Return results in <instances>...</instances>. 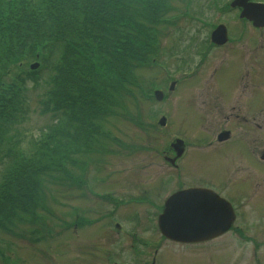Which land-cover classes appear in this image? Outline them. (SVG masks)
Here are the masks:
<instances>
[{"label":"rangeland","instance_id":"374dc122","mask_svg":"<svg viewBox=\"0 0 264 264\" xmlns=\"http://www.w3.org/2000/svg\"><path fill=\"white\" fill-rule=\"evenodd\" d=\"M224 2L226 0H170L174 9L169 13L170 21L174 23L162 26L156 59L149 67L138 71L139 85L125 98L122 109L110 117L105 125V130L109 131L108 140L94 147L89 156L77 158L74 163L77 165L71 167L69 174L65 173L66 177L60 174L47 178L40 201L42 209L39 210L44 221L36 225L14 224L11 226L16 231L14 234L0 230V264H132V253L140 255L136 258L138 264H152L155 258V264H237L235 260L238 254L225 250L224 246H212L202 252L185 251L163 240L156 224L159 209L153 211L148 206L140 207L126 202L113 204L110 199L103 201L92 193L94 191L100 195L106 190H116L119 198L124 192H130L132 184L129 176L134 173L135 178L143 176V182L140 183L142 189L143 184L144 187L159 184L165 174H172L175 178L174 171L166 170L161 158L175 139H183L187 143V152H194L193 140L197 134L195 125L199 115L192 110L193 102L187 96L190 88L195 99L198 89L215 88L214 79L210 76H217V80L221 78L224 83L228 80V88L231 76L247 75L249 71V66L244 68V64L238 62L234 68L233 63L225 59V56L231 58V49L237 47V43H230L220 51H211L208 60L201 59L203 63H198L200 58L196 56L197 49L207 41L213 28L205 27L198 19L205 18L209 23L213 20L215 25L218 19H227L229 16L217 12L219 5ZM210 4L213 5V11ZM233 19L230 16L231 24L235 23ZM248 35L251 37L252 34ZM34 62H24L20 69H30ZM38 62L42 65L40 60ZM253 62L261 67L258 70L261 89L254 91L255 97L251 96L248 100L250 106L256 105L260 98V103H264V55L258 52ZM182 76H202V80L196 84L194 78ZM170 86L174 87L171 91ZM45 90L44 83L39 86L35 83L28 85L24 109L18 115V122L10 127V135L14 134L15 143H19L25 153L51 122L50 116L40 111L39 102ZM156 90L164 92L165 97L161 102L154 97ZM213 97L217 101L215 105H220L215 91ZM227 107V125L224 121L218 123L216 120V117L223 115L220 109L206 107L204 112L211 114L210 120L217 124L213 127L204 126L200 131L214 134L231 129L232 137L240 132L249 139L259 136L251 124L248 129H244L239 122L235 123L236 113L231 111L230 105ZM204 112L201 114L205 117ZM162 117L167 119L164 126ZM225 148L231 149L228 145ZM235 150L237 152L233 154L240 155V148ZM2 157L0 154V179L4 161L8 162L7 158ZM210 159L208 155L197 156L200 163L198 169L202 173L210 175L213 171L230 169V164L223 158L220 164L212 155ZM247 160L252 169L255 168L253 171L258 168L264 172L256 158L247 157ZM210 169L213 171L210 172ZM198 180V177H192L190 181ZM258 189L263 195L255 199L253 213L248 218V222L254 223V226H249L248 233L256 240L262 239L259 258L264 264V179ZM134 191H141L140 185H134ZM116 221L124 227L118 230ZM248 245L250 256L254 255L253 244L249 242Z\"/></svg>","mask_w":264,"mask_h":264},{"label":"trees","instance_id":"16d2710c","mask_svg":"<svg viewBox=\"0 0 264 264\" xmlns=\"http://www.w3.org/2000/svg\"><path fill=\"white\" fill-rule=\"evenodd\" d=\"M172 10L170 0H0V230L44 221L47 178L108 140L103 129L156 59ZM30 83L46 85L39 104L51 122L25 153L10 127Z\"/></svg>","mask_w":264,"mask_h":264},{"label":"flooded vegetation","instance_id":"af4514ba","mask_svg":"<svg viewBox=\"0 0 264 264\" xmlns=\"http://www.w3.org/2000/svg\"><path fill=\"white\" fill-rule=\"evenodd\" d=\"M233 1L226 0L217 8V12H223V16H229L227 19L223 21L218 19L216 25L213 20L210 23L207 19L202 20V25L213 28L207 41L197 49L196 56L200 58L198 63H203V60H208L211 51H220L230 43H237V47L231 49V51L233 50L230 53L231 58L225 56V59L230 60L234 68L238 62L244 64V68L249 66L247 75L231 76L233 80L229 79L228 88V80L224 83L221 78L217 80V76H210L214 79L215 88L198 89L195 99L192 98L193 90L190 88L187 96L193 102L192 110L199 115V121L195 125L197 134L193 140L194 152L188 153L187 143L181 139L183 143H179L177 152L171 143L169 150L164 151L161 155L166 170H173V174H176L175 178L172 177V174H165L159 184L147 187H144L143 184L142 189L140 183L143 182V176L135 178L134 173L129 176V182L132 184L130 192H124V195H119L118 198L116 190H106L112 192L113 195L97 197V199L103 201L110 199L113 204L126 202L140 205V207L148 206L153 211L159 209L156 219L160 213L169 209L172 221L175 219L179 223L180 229L184 230L183 225L188 226L189 233L184 234L183 232L182 234L194 239L193 242L179 243L162 236L163 240L165 239L169 244L176 245L185 251L199 252L206 251L212 246H224L225 250H232L238 254L235 260L237 264H248L249 261L252 264H262V259L259 258L262 239L256 240L249 236V226H254V223H249L248 218L253 213L255 199L259 195H263L258 188L260 184L262 185L264 172L258 168H256L257 171H253L255 168L252 169V166L247 163V157L256 158L259 166L264 170V103H260V98L256 105L248 104L250 97H255L254 91L261 89L259 87L261 75L258 73L261 67H257L253 58L258 52L264 55V36L262 35L260 38V34H264V0H242L240 6L232 7ZM210 5L213 11V5ZM230 16L234 18V24L230 23ZM219 26L226 28L228 36V41L222 45L212 41V32ZM250 33L251 37L248 35ZM248 60L251 63L248 64ZM182 77L194 78L196 84H200L202 80V76ZM214 91L219 97L220 105H215L217 101L213 97ZM228 105L231 106V111L236 113L234 115L235 123L239 122L244 129H248L251 124V128H256L259 132L258 137L249 139L246 135H241V132L232 137L231 129H224L214 134L204 130L200 131L204 126L213 127L217 124L210 120L211 114L204 112L206 107L212 108V110L220 109L223 115L216 117V120L218 123L224 121L227 125L229 116H227L226 109ZM201 112H204L205 117ZM227 145L231 147L230 150L223 149ZM237 147L241 150L240 155L233 154L237 152L235 150ZM249 148V153H247ZM199 154L208 155L209 159L212 155L217 160V164H220V160L223 158L230 164V169L219 172L210 169L209 171L213 172L206 175L198 169L200 163L197 161V156ZM210 161L212 160L210 159ZM192 177L194 179L198 177L200 181L191 182ZM134 185L137 187L140 185L141 191L135 192ZM249 242L254 246V255L251 254V256L248 249ZM255 242H257V246ZM138 256L140 255L132 253L130 259L133 261L132 264H138L136 259ZM155 261L156 258L152 264H155Z\"/></svg>","mask_w":264,"mask_h":264},{"label":"water","instance_id":"95a60500","mask_svg":"<svg viewBox=\"0 0 264 264\" xmlns=\"http://www.w3.org/2000/svg\"><path fill=\"white\" fill-rule=\"evenodd\" d=\"M238 1H242V0H238ZM221 35H223L225 37V33H223L222 29H218L216 32L213 33V41L215 43H220V44L226 42V38L222 39L220 41L217 40V39H220ZM38 67H39V64L36 63V64H33L31 68L37 69ZM155 96H156L157 100H159V101H161L163 99V93L160 91L155 92ZM161 123H162V125H164L165 120L163 119ZM174 146L176 149L179 148V143L174 145ZM169 214H170L169 209H167L166 213L160 218V228H161V231L164 233V235H166L167 237H169L171 239H175L178 241H194V239H191V238H183V235L175 227V224L173 222H171ZM179 233H180V235H179Z\"/></svg>","mask_w":264,"mask_h":264}]
</instances>
